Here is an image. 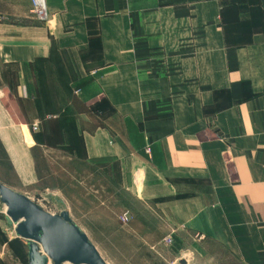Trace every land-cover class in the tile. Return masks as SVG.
I'll use <instances>...</instances> for the list:
<instances>
[{
  "label": "crops",
  "instance_id": "crops-1",
  "mask_svg": "<svg viewBox=\"0 0 264 264\" xmlns=\"http://www.w3.org/2000/svg\"><path fill=\"white\" fill-rule=\"evenodd\" d=\"M45 13L0 0V183L58 192L63 174L110 162L192 264L207 244L223 264H264V0H45ZM1 214L0 250L29 264Z\"/></svg>",
  "mask_w": 264,
  "mask_h": 264
},
{
  "label": "rangeland",
  "instance_id": "rangeland-1",
  "mask_svg": "<svg viewBox=\"0 0 264 264\" xmlns=\"http://www.w3.org/2000/svg\"><path fill=\"white\" fill-rule=\"evenodd\" d=\"M5 94L4 100L8 102L11 97H7V91ZM106 164L105 167L99 164L90 165L84 171L68 173L67 177L63 174L64 178L59 182L60 186H63L58 192L52 189H27L23 186H15L12 190L27 196L50 214L69 211L67 213L72 222L86 234L107 264L194 263L192 249H176L174 246L175 228L167 235H161L162 221L157 219L160 213L154 204L144 197V190L140 186L130 189L129 176L118 173L114 164ZM5 168L0 162V175H5L2 173ZM4 180L16 184L10 177ZM136 180L140 183L139 175ZM52 183L57 181L49 179L44 182ZM1 213L6 216L5 206L0 202V216L3 217ZM125 214L127 220L122 221L121 218ZM1 223L8 236L14 237L13 223L11 222L12 226L5 221ZM194 238L207 239L200 235H195ZM206 247H209L210 251L202 256V264L225 263V255L222 251H217V246L207 244ZM8 254L5 249L0 250V259L5 261L4 263H19ZM211 258L214 259L213 262L209 261Z\"/></svg>",
  "mask_w": 264,
  "mask_h": 264
},
{
  "label": "water",
  "instance_id": "water-1",
  "mask_svg": "<svg viewBox=\"0 0 264 264\" xmlns=\"http://www.w3.org/2000/svg\"><path fill=\"white\" fill-rule=\"evenodd\" d=\"M0 202L16 235L28 243L29 264H107L66 211L50 214L2 183Z\"/></svg>",
  "mask_w": 264,
  "mask_h": 264
},
{
  "label": "built area",
  "instance_id": "built-area-1",
  "mask_svg": "<svg viewBox=\"0 0 264 264\" xmlns=\"http://www.w3.org/2000/svg\"><path fill=\"white\" fill-rule=\"evenodd\" d=\"M31 3L34 8L33 13L35 14V16L40 20H44L46 18L45 0H31ZM121 220L122 221L127 220L126 214L122 216Z\"/></svg>",
  "mask_w": 264,
  "mask_h": 264
}]
</instances>
